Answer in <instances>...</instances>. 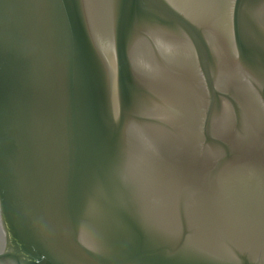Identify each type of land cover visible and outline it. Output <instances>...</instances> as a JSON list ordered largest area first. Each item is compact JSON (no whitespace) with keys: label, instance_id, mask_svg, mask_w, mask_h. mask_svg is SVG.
I'll use <instances>...</instances> for the list:
<instances>
[{"label":"water","instance_id":"obj_1","mask_svg":"<svg viewBox=\"0 0 264 264\" xmlns=\"http://www.w3.org/2000/svg\"><path fill=\"white\" fill-rule=\"evenodd\" d=\"M0 264H264V0H0Z\"/></svg>","mask_w":264,"mask_h":264}]
</instances>
